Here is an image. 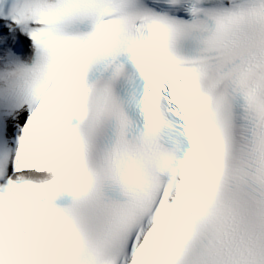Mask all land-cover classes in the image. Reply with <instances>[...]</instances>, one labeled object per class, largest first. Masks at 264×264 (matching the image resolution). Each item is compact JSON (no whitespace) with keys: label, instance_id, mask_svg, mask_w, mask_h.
I'll use <instances>...</instances> for the list:
<instances>
[{"label":"snow or ice","instance_id":"1","mask_svg":"<svg viewBox=\"0 0 264 264\" xmlns=\"http://www.w3.org/2000/svg\"><path fill=\"white\" fill-rule=\"evenodd\" d=\"M0 264H264V0H0Z\"/></svg>","mask_w":264,"mask_h":264}]
</instances>
